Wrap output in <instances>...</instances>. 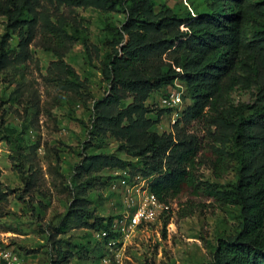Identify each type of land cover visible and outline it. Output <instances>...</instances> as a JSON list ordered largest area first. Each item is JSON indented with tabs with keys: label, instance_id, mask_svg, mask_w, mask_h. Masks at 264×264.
Masks as SVG:
<instances>
[{
	"label": "trees",
	"instance_id": "16d2710c",
	"mask_svg": "<svg viewBox=\"0 0 264 264\" xmlns=\"http://www.w3.org/2000/svg\"><path fill=\"white\" fill-rule=\"evenodd\" d=\"M188 1L194 7L197 0ZM200 1L195 11L185 4L183 11H176L159 0H0V16L5 18L0 80L15 85L8 101L22 103L29 97L35 115L40 98L26 79L28 61L33 59L31 46L56 57L47 68L49 80L63 93L87 103L88 82L66 58L80 41L90 61L93 53L96 57L100 53L89 43L76 9L122 8L126 13L120 27L107 25L109 50L100 60V70L109 89L93 104L90 139L68 186L70 203L47 235L51 264H69L74 258L76 264H92L98 252L99 261L105 256L100 246L76 243L64 235L87 228L106 232L109 240L118 233L113 225L120 214L100 215L93 192L111 188L119 178L128 179L115 174L127 169L132 175L152 177L150 188L167 207L165 212L187 193L204 194L239 209L236 231L219 235L212 259L202 264H264V0ZM177 81L185 87L184 104L190 103L182 107L171 130L160 133L154 127L175 108L151 107L147 100L156 91L168 92ZM236 89L252 90L254 100L230 104ZM127 99L131 102L123 107ZM35 115L27 113L24 122L36 127ZM197 124L210 142L215 176L223 175L231 155L237 160L235 181L220 185L201 178L203 143L193 128ZM111 139L119 152L137 159V168L105 150ZM39 147V142L25 147L16 138L14 166L25 194L40 189ZM8 204L9 191L0 173V218L9 214Z\"/></svg>",
	"mask_w": 264,
	"mask_h": 264
},
{
	"label": "rangeland",
	"instance_id": "374dc122",
	"mask_svg": "<svg viewBox=\"0 0 264 264\" xmlns=\"http://www.w3.org/2000/svg\"><path fill=\"white\" fill-rule=\"evenodd\" d=\"M159 1L176 11H183V4L195 11L201 4L200 0L195 3L197 7H192L188 0ZM76 11L88 30L89 43L96 45L100 53L99 57L93 53L90 61L80 41L66 58L81 79L88 82L91 97L87 103L75 94L63 93L49 80L47 68L56 57L36 45L31 46L33 59L28 61L26 79L40 98L37 116L29 97L22 103L8 101L7 96L15 85L0 80V173L4 187L9 191V214L0 218V249L11 252L10 264H51L53 255L47 235L53 222L58 221L70 203L68 186L72 183L75 165L82 159L84 143L90 139L93 104L108 93V83L100 70V60L109 50L107 25L120 27L126 13L122 8L108 12L95 8H77ZM4 24L5 18L0 16V36L4 32ZM15 44L13 40L12 45ZM166 92L152 93L147 104L151 107L165 106ZM253 100L252 90L236 89L230 94L228 102L236 105ZM130 102L131 99H127L122 106ZM189 103L187 100L184 107ZM27 113L37 118L36 127L29 125V121L24 122ZM172 119V114L166 115L154 129L160 133L170 131ZM193 128L198 131L203 143L202 164L198 169L201 178L220 185L235 181L237 160L234 156L227 158L223 175L216 177L210 164L214 154L205 131L200 124ZM13 129L14 134L11 133ZM16 138H20L25 147L40 143L37 150L42 168L40 189L32 194L23 192L22 176L14 166L17 163L13 159ZM117 147L118 143L111 139L105 150L131 161L132 166L137 168V159L119 152ZM228 149L231 150L230 147ZM103 174H108V170H104ZM93 197L98 201L100 215L122 213L121 193L118 190L113 193L109 185L93 192ZM238 223L239 209L236 206L220 204L204 194L187 193L173 200L170 212H164L162 219L152 225L134 227L126 233L118 232L109 240L105 239L107 234L87 228L71 230L64 236L76 243L90 242L92 246H100L105 256L99 261L98 252L92 264H202L212 259L219 235L234 233ZM76 262L74 258L69 264Z\"/></svg>",
	"mask_w": 264,
	"mask_h": 264
},
{
	"label": "built area",
	"instance_id": "2783aa9c",
	"mask_svg": "<svg viewBox=\"0 0 264 264\" xmlns=\"http://www.w3.org/2000/svg\"><path fill=\"white\" fill-rule=\"evenodd\" d=\"M184 91V85L177 81L174 86L169 88L167 96L164 98L165 106L175 108L172 114L173 123L184 106ZM121 173L128 175L129 178H119L111 185L112 190H118L121 193L123 207L120 217L114 221L113 228L117 232L126 233L131 228L152 225L161 220L167 207L151 190L152 177L144 176L142 173L132 175L129 169L115 172V174ZM101 233L107 234L106 232ZM11 256V252L0 249V264H10Z\"/></svg>",
	"mask_w": 264,
	"mask_h": 264
}]
</instances>
